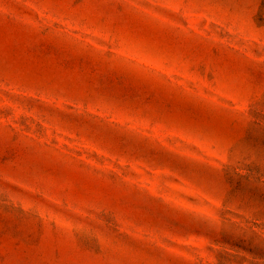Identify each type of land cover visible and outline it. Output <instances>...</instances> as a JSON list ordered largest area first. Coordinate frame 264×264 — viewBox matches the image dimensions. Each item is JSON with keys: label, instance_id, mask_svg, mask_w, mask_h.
Here are the masks:
<instances>
[{"label": "rangeland", "instance_id": "1", "mask_svg": "<svg viewBox=\"0 0 264 264\" xmlns=\"http://www.w3.org/2000/svg\"><path fill=\"white\" fill-rule=\"evenodd\" d=\"M0 264H264V0H0Z\"/></svg>", "mask_w": 264, "mask_h": 264}]
</instances>
